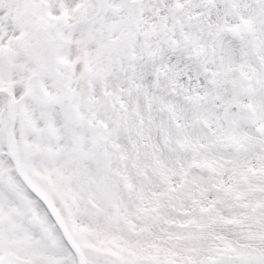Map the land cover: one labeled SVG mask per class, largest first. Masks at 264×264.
<instances>
[{
  "label": "snow or ice",
  "instance_id": "6c2138e0",
  "mask_svg": "<svg viewBox=\"0 0 264 264\" xmlns=\"http://www.w3.org/2000/svg\"><path fill=\"white\" fill-rule=\"evenodd\" d=\"M0 264H264V0H0Z\"/></svg>",
  "mask_w": 264,
  "mask_h": 264
}]
</instances>
